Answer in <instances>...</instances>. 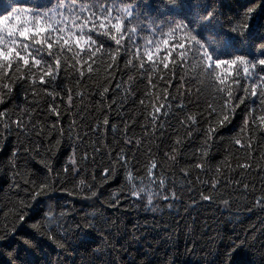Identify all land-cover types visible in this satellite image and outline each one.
Instances as JSON below:
<instances>
[{"label":"trees","instance_id":"1","mask_svg":"<svg viewBox=\"0 0 264 264\" xmlns=\"http://www.w3.org/2000/svg\"><path fill=\"white\" fill-rule=\"evenodd\" d=\"M130 2L144 20L188 23L219 58H264V0H180L175 7L167 0ZM59 3L14 0L7 7L8 0H0V8L7 7L0 18L18 6L41 14ZM213 9V19H201ZM246 14L249 29L231 31ZM145 36L136 39L141 53ZM93 39L115 61L98 52L89 72L87 57L73 68L76 49L64 52L62 70L47 86L38 73L33 85L23 66L0 74V231L10 230L0 240V264H264V204L257 203L264 200V128L258 121L244 124L258 99L236 101L250 82L226 78V89L195 61L180 62L175 51L168 69L157 62L153 70L146 58L141 69L126 43L117 51L109 38L93 33ZM160 47L157 61L165 55ZM237 70L243 74L239 61L228 71L235 76ZM228 89L236 106L222 111L221 92L226 96ZM121 149L127 172L115 161ZM110 165L115 177L101 180ZM140 181L153 192L152 204L147 192L131 196L128 184ZM37 185L46 194L33 198Z\"/></svg>","mask_w":264,"mask_h":264},{"label":"snow or ice","instance_id":"2","mask_svg":"<svg viewBox=\"0 0 264 264\" xmlns=\"http://www.w3.org/2000/svg\"><path fill=\"white\" fill-rule=\"evenodd\" d=\"M14 0H8L7 7L11 6ZM180 0H167V5L177 6ZM7 7L0 8L6 10ZM254 11L249 10V13ZM215 16L214 9L209 11L202 20H210ZM250 15L246 14L242 19L235 22L231 26V31L243 35L250 27ZM147 32L149 36L143 37L144 51L140 52V47L136 43V39L140 33ZM93 33H97L98 37L103 36L109 38L117 46V51L124 47V43L128 48L133 49V55L138 57V67H145L143 60L146 58L148 62H152L154 70L156 63H162L164 69L169 68L168 59L175 51V58L182 63L195 61L200 69L206 73L210 80H219L220 85H224L227 89L226 78L239 83L240 79L250 82V87H243V95L236 97L238 104H244V97L256 98L259 100V107L253 109L250 113L252 120H245V125H250L259 122V126L264 128V58L258 60H248L246 56H235L234 59L219 58L209 51V48L201 42L197 34L189 27V24L183 21H174L172 23H157L155 21L144 20L136 10V6L130 0H91V2H81V0H60V3L48 12L35 14L26 6H18L12 10L10 15H5L0 18V74L18 73L21 66L27 70V74L32 77L33 85L36 84L35 74H39V84L47 86L52 81L57 79V74L61 69V54L64 52H73L74 57H79L74 60L72 65L75 68L80 64L84 57H87L88 71H92V62L98 52H104L108 55L111 61H115L116 57L104 51L97 46V40L93 39ZM178 33H183L178 39L170 43L171 37H175ZM157 37H166L163 39ZM21 41H24L21 43ZM215 43V42H214ZM161 44L164 46L165 55L157 61L155 56L161 52ZM55 47V51H53ZM259 48L264 49V44H260ZM127 51V49H126ZM46 52L51 61L46 60L42 53ZM84 53V56H80ZM237 61L243 66V74L237 70L233 76L229 69L233 68ZM125 65H132L131 60H126ZM217 69H222V73L213 76ZM64 71L68 70V65L64 63ZM83 75V73H79ZM11 79V76L8 77ZM149 80V84H151ZM120 87L119 84L116 85ZM108 89L105 88L104 92ZM51 95V93H48ZM233 98V93L230 89L227 90L225 96L221 92L220 107L221 110H234L236 105L230 104ZM68 102H72V96L68 95ZM143 104V100L140 101ZM182 107V106H181ZM56 111V109H52ZM160 109L155 108L152 121L153 126L157 121L156 113ZM58 114V113H57ZM227 120V115L224 116ZM103 124L107 125L108 120L105 118ZM251 139V137H249ZM132 141L129 140V143ZM59 143V142H57ZM138 144L139 141H136ZM235 143L239 144L240 140L236 139ZM116 163L120 167L125 168L127 172L128 160L123 152L115 157ZM75 160L72 161L73 170L75 171ZM157 167L156 163L151 164L149 175L152 169ZM199 167V165H198ZM245 167H249L245 165ZM110 177H115V166L110 165L105 169V175L101 180H108ZM93 180L96 177L93 175ZM131 175L126 176V182L132 181ZM83 184V181H81ZM47 185V182H45ZM132 197H140L147 192V203L152 204L153 192L144 184L143 181L137 184H128ZM91 190V185L87 186ZM158 187L164 188V180L158 182ZM39 191L33 192V198L46 194V187L37 185ZM95 196L96 192H92ZM162 199L167 201L169 195L161 193ZM175 193H172V197ZM205 200L210 199L209 196L203 197ZM23 203V202H21ZM227 203V201H225ZM258 204H264V200L258 201ZM170 206V205H169ZM25 219V214L17 216V220L21 223ZM16 225H13L15 229ZM32 228L38 229L37 224H32ZM8 229L0 231V240L5 239L4 233ZM43 235L44 233H39ZM51 238V237H49ZM27 242V241H26ZM61 247L63 245H60Z\"/></svg>","mask_w":264,"mask_h":264}]
</instances>
